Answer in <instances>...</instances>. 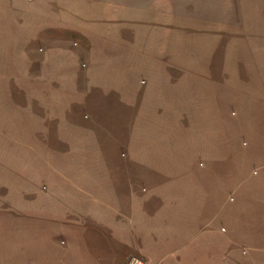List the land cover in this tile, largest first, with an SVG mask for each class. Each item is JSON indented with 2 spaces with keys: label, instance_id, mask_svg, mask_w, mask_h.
Returning <instances> with one entry per match:
<instances>
[{
  "label": "rangeland",
  "instance_id": "obj_1",
  "mask_svg": "<svg viewBox=\"0 0 264 264\" xmlns=\"http://www.w3.org/2000/svg\"><path fill=\"white\" fill-rule=\"evenodd\" d=\"M13 43L23 44L16 72L37 74L39 89L84 90L92 103L99 89L111 103L113 95L135 97L132 113L83 108L79 121L119 123V136L126 123L165 127L167 149L192 159L197 173L149 184L209 185L210 211L215 223L230 226L236 253L259 247L251 238L264 235V0H0V45ZM5 63L0 72H8ZM63 73L71 74L66 82L47 80ZM66 132L55 130L53 147L42 149L55 152V185L64 178L80 185L84 148L78 140L63 145ZM34 247L22 243L24 252Z\"/></svg>",
  "mask_w": 264,
  "mask_h": 264
},
{
  "label": "crops",
  "instance_id": "obj_2",
  "mask_svg": "<svg viewBox=\"0 0 264 264\" xmlns=\"http://www.w3.org/2000/svg\"><path fill=\"white\" fill-rule=\"evenodd\" d=\"M21 45H0V57L8 65V72H0V130L5 131H0V264H126L132 258L144 264H264V235L251 238L260 248L241 257L230 226L226 230L215 223L209 207L212 187L149 184L151 177L197 173L191 170L192 159L167 149L173 144L161 131L165 127L126 123L125 135L119 136V123L79 121L83 108L97 114L123 113L124 108L132 113L128 107L135 97L127 95L124 101L113 95L118 100L111 103L99 89L92 103L84 90L49 84L39 89L37 74L16 72L23 62ZM37 65L38 60L35 71L30 70L37 72ZM71 74L47 80L66 82ZM103 129H110V138ZM55 130L67 131L59 137L63 145L78 140L84 148L78 159L84 162L83 184L64 178L55 185V152L42 149L53 147ZM76 130L83 135L73 137ZM117 145H125L126 153L120 154ZM142 180L146 187L139 185ZM253 205L238 208L247 211ZM227 216L222 221L231 222ZM23 241L36 247L24 252Z\"/></svg>",
  "mask_w": 264,
  "mask_h": 264
},
{
  "label": "built area",
  "instance_id": "obj_3",
  "mask_svg": "<svg viewBox=\"0 0 264 264\" xmlns=\"http://www.w3.org/2000/svg\"><path fill=\"white\" fill-rule=\"evenodd\" d=\"M256 173V172H254ZM127 264H144L142 259L139 258H132L130 259Z\"/></svg>",
  "mask_w": 264,
  "mask_h": 264
}]
</instances>
